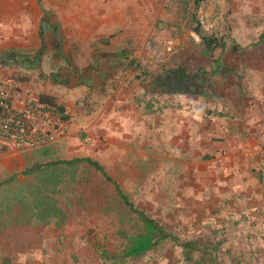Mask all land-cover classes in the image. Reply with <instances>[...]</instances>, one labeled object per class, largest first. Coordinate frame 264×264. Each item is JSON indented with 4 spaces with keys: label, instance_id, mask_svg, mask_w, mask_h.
Instances as JSON below:
<instances>
[{
    "label": "rangeland",
    "instance_id": "obj_1",
    "mask_svg": "<svg viewBox=\"0 0 264 264\" xmlns=\"http://www.w3.org/2000/svg\"><path fill=\"white\" fill-rule=\"evenodd\" d=\"M194 2L44 0L45 13L36 0H0L3 22L15 15L28 28L30 13L37 12L45 32L39 53L28 54L32 68L0 51V74L24 77L40 93L38 83L54 72L103 68L109 76L120 75L116 78L130 75L161 98L174 93L180 103L189 93L192 109L211 110L224 100L229 116L238 117L237 126L245 128L246 119L257 115L264 130V106L257 112L251 103L264 97V45L254 46L264 32V0H200L198 9ZM203 38L225 40L226 49L206 53ZM238 104L240 117L231 111ZM160 117L178 119L177 113ZM198 117L192 115V134L200 130ZM65 136L48 143L49 156L30 160L24 150L33 148L0 142V148L14 151L0 153V166L15 171L0 186V264H103L97 246L118 253L126 235L140 229L114 184L87 164L23 174L35 164L81 156L98 159L134 203L183 240H195V258L264 264V206H253L264 205V141L249 153L242 141L230 139L222 147L228 148L226 156L218 154L221 148L204 161L199 143L176 144L172 151L164 141L143 147L133 138L93 140L79 133L71 152L68 143H55ZM36 186L46 190L47 203L55 208L50 216L35 203ZM124 264L190 263L167 241Z\"/></svg>",
    "mask_w": 264,
    "mask_h": 264
},
{
    "label": "crops",
    "instance_id": "obj_2",
    "mask_svg": "<svg viewBox=\"0 0 264 264\" xmlns=\"http://www.w3.org/2000/svg\"><path fill=\"white\" fill-rule=\"evenodd\" d=\"M36 1L42 7L38 0ZM41 22L37 12L30 13L28 28L27 23H23L20 17L16 20L15 15L7 18L6 22L0 19V51L13 53L16 59L27 61L26 66L32 68L33 61L29 60L30 56L28 54H30L29 52L39 53L40 39L42 41L45 36V32L43 36L41 35ZM97 71L84 70L80 73L64 70L54 72L38 83L40 93L50 95L59 105L65 108L67 114L64 121L67 131L66 136L55 143L58 144L61 141L68 143L71 152L76 150L74 143L78 140L79 133L82 136L87 133V138L93 140L109 139L111 137L113 139L133 138L137 139L140 146L143 147L153 144L156 146L159 145L160 141H164L172 151L176 144L190 147L192 144L199 143L201 145L200 154L204 161L213 159V154H216L228 142L227 140L242 141L249 153L256 151L257 144L264 141V130L260 118L257 115L250 119L246 116L245 128L237 126L238 117L229 116L228 107L225 106L224 100L222 104L219 103L216 107H212L213 110L210 108L212 112L208 113L209 110L206 106L194 107L193 109L188 106L187 101H189L191 95L187 93L186 95L182 94L179 107L171 106L162 110L146 111L143 104H140L136 98L141 96L144 99H149L150 96H154V91H149L143 83L132 82L130 75L121 79L116 78L120 75H116V77L109 76L103 68H100L99 72ZM93 73H99L102 76H95ZM138 79L140 78L138 77ZM177 96L174 95V98ZM185 97H187V100H185ZM261 99L264 100V97ZM251 103L252 109L260 112L256 100H252ZM155 107L157 108V106ZM241 109V105L238 104L233 106L231 111L235 110L237 114L238 112L241 114ZM170 113H177L178 119L176 121L172 120L173 122L161 120L160 114L168 115ZM198 114L202 117H198ZM192 115L198 117L197 123L200 124L199 132L196 131L194 134H192L194 131L191 128ZM207 117L214 119V122H211ZM213 124L214 126L211 127ZM240 124L242 125L243 122ZM230 125L232 127H229ZM159 136H161V140H158ZM50 145L25 149L24 151H28L27 159H32V155L37 158L41 154L49 156ZM244 151L240 154H243ZM4 152L13 154L14 151L9 148L0 150V153ZM18 158L22 159L19 156ZM237 158L238 155L236 161H234V166L238 167L240 162ZM12 170L13 168L10 165L4 166L2 164L0 166V173L3 175L0 186L15 177V171ZM25 170L23 171L24 175ZM258 189L259 186L252 192L256 194ZM253 206L264 205L254 202Z\"/></svg>",
    "mask_w": 264,
    "mask_h": 264
},
{
    "label": "trees",
    "instance_id": "obj_3",
    "mask_svg": "<svg viewBox=\"0 0 264 264\" xmlns=\"http://www.w3.org/2000/svg\"><path fill=\"white\" fill-rule=\"evenodd\" d=\"M38 2L42 5V9L44 8V0H38ZM195 9L200 7V0H195L194 2ZM195 31L199 34V26L195 27ZM44 30L41 29V35L43 36ZM205 51L206 53L212 54L213 52L224 51L227 46V41L218 40L216 38H203ZM254 46L264 45V32H262L256 41L254 42ZM174 72H178L173 70ZM185 73V72H183ZM19 77V76H18ZM186 77V73L181 76ZM25 79L24 77H20ZM39 99L42 103L54 107L58 112L61 120L64 122L67 118V114L65 108L59 105L50 95L40 93ZM137 101L146 108V111H154L156 109H163L166 107H179V101H176L174 98V93L166 95L165 98H161V96H150L149 99H144L143 97H137ZM165 99V100H163ZM176 102V103H175ZM158 104L157 108L155 107ZM258 109L262 110L264 106V100L259 102ZM212 110H209L208 113H211ZM8 148L5 146L2 149ZM79 164H87L94 168L96 171L100 172L103 177L114 184L117 194L122 200L123 204L127 207L128 211L135 215L137 223H139L140 229L136 232H130L126 235V246L118 253L111 252L106 246H97L98 253L103 264H124L132 259L139 258L149 251L157 248L167 241L175 242L184 256L185 260H187L190 264H220L217 262V257L213 256L210 258H206L201 255L198 258H195L194 254L197 251V242L195 240H183L180 236L172 232L165 224H163L159 219L155 216L149 214L145 209L141 208L139 205L134 203L128 193H126L121 185L110 175V173L105 169V167L97 160L89 156H81L74 157L66 160H53L45 163L35 164L33 166L28 167L25 170V174H40L46 171L52 170H63L67 169V167L76 166ZM264 181V178H263ZM35 203L37 206L43 207L42 213L50 216L53 210L55 209L51 205H48V200L46 198V190L41 191L39 186H36L35 189ZM52 201V200H50Z\"/></svg>",
    "mask_w": 264,
    "mask_h": 264
},
{
    "label": "built area",
    "instance_id": "obj_4",
    "mask_svg": "<svg viewBox=\"0 0 264 264\" xmlns=\"http://www.w3.org/2000/svg\"><path fill=\"white\" fill-rule=\"evenodd\" d=\"M39 94L25 79L0 74V142L34 149L65 135V122L54 107L40 101ZM219 154L226 156L228 148Z\"/></svg>",
    "mask_w": 264,
    "mask_h": 264
}]
</instances>
